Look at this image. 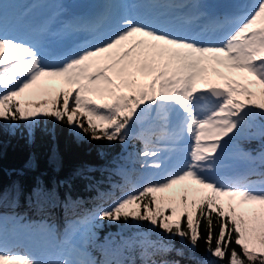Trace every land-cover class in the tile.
<instances>
[{
	"label": "snow or ice",
	"instance_id": "snow-or-ice-1",
	"mask_svg": "<svg viewBox=\"0 0 264 264\" xmlns=\"http://www.w3.org/2000/svg\"><path fill=\"white\" fill-rule=\"evenodd\" d=\"M123 7L127 11L122 14L108 10L66 24L57 36L83 32L88 38L70 54L55 56L48 50V27L35 36L8 35L0 4V120L11 122L12 128L24 122L30 141L38 118L51 117L90 132L92 140L124 143L137 123L155 113L158 131L148 137L142 134L145 148L140 155L145 158L141 166L160 179L98 209L93 219L118 225L122 221V226L147 222L148 231L128 242L129 248H139L142 264H180L153 259L173 251L183 256L172 244L175 238L193 250L203 239L219 264H264V148L255 155L239 154L249 166L244 175H214L228 142L251 126L250 120L264 117V0L228 19L226 23L235 28L219 42L207 36L223 25L206 24L202 4L181 5L172 14L154 13V0ZM187 7L195 11L184 12ZM152 136L156 143L172 145L190 139L189 159L175 167L168 153L176 149L151 147ZM259 137L264 140V130ZM176 186L179 190H174ZM45 194L41 189L34 192L38 199ZM2 220L0 264H126L85 258L83 244L73 245L61 259L13 252ZM155 229L167 239H151ZM45 231L53 237L50 226ZM73 235L70 225L62 244ZM233 243L239 251L231 247Z\"/></svg>",
	"mask_w": 264,
	"mask_h": 264
},
{
	"label": "trees",
	"instance_id": "trees-1",
	"mask_svg": "<svg viewBox=\"0 0 264 264\" xmlns=\"http://www.w3.org/2000/svg\"><path fill=\"white\" fill-rule=\"evenodd\" d=\"M38 119L39 124L31 141L24 122H17L12 139H0V213L7 208L17 207L15 219L29 227L60 221L59 217L63 221L69 209H74V214L78 215V218L73 216L71 219L82 221L83 224L93 221V213L109 207L102 196L111 189L110 182L122 186L126 183L118 162L129 160L135 139L129 136L124 143L92 140L90 132H83L82 135L54 118ZM80 119L87 127L85 118ZM126 142L129 144L125 150ZM252 146L259 147L260 144L254 143ZM37 189L46 194L38 199L34 195ZM109 196L112 198L111 203L117 200L115 195L109 193ZM95 221L97 227L93 230L97 233L85 247L88 256L96 260L112 259V249H120L126 257V264H142L139 248H129L128 242L130 238H136L138 233L148 231L150 226L147 222L141 223L140 228L117 234L118 224L107 220ZM107 233L111 234L110 244L104 240ZM202 235L206 236V231ZM159 238L167 239L166 234L155 229L151 239ZM172 244L175 249L182 250L184 255L178 256L173 251L153 259L179 260L180 264H219L206 251L203 239L194 250L190 245L182 244L179 238L173 239ZM231 247L239 251L234 243Z\"/></svg>",
	"mask_w": 264,
	"mask_h": 264
},
{
	"label": "rangeland",
	"instance_id": "rangeland-1",
	"mask_svg": "<svg viewBox=\"0 0 264 264\" xmlns=\"http://www.w3.org/2000/svg\"><path fill=\"white\" fill-rule=\"evenodd\" d=\"M34 1V3H32ZM81 0H0V4L3 5V15L5 16L6 20H12V19H16V21H18L19 26H18V31H31L36 25H35V21L37 20L38 23L40 21H44L46 14L48 12H58V16H60L61 18H67L69 17V12L68 9L66 8L67 3H75ZM85 2H87L86 0H83ZM91 1V0H90ZM28 8H31V12L28 14V16L22 18L23 14L28 10ZM65 11L67 12V14H65ZM30 16V17H29ZM225 69L220 68L219 71H224ZM246 83V82H244ZM56 87H61L60 85H55ZM254 91H256L257 89H253ZM97 103H100V101H97ZM79 114V113H78ZM154 117L155 114L152 113L149 117H146L145 121L143 123H138L140 126L141 130H147V129H154ZM259 116H257V120L258 123L255 125V129L253 132V138H259V133L260 131L264 130V122L262 119H264V117L262 118H258ZM7 125V126H6ZM11 124H9L8 122H5L3 120H0V139L4 140V141H8L10 139L13 138L14 136V129L10 126ZM246 127V126H245ZM246 128H244L245 130ZM243 130V131H244ZM137 137H142L139 133L137 135ZM238 137L237 139H243V138H247L249 137V135L247 136L246 131L243 132L241 135L236 136ZM236 139V140H237ZM236 140H233L230 142V146L229 148L231 149V151L235 154H240V152H251L253 155L257 154L262 148H264V146H262L259 150L257 151H253L252 149H245L242 147H239L238 143L236 142ZM159 143H155V144H151V147H155L156 145H158ZM145 158L142 157L140 155L139 152L133 151L132 157H131V167L130 169H140V166L142 165V163L144 162ZM130 162V161H129ZM149 163H151V161H149ZM127 164V163H126ZM137 171V170H136ZM147 171V170H145ZM140 175V172H139ZM132 179V178H130ZM160 179V176H154L152 178V180H157ZM136 182V180H135ZM115 185L112 184V188H114ZM135 188H140V187H135ZM174 190H179V186H176V188ZM115 192V191H113ZM128 192L130 191H126L124 193L121 194V197H123L124 195H126ZM9 210V211H7ZM7 210H3L2 212H4V214H0V218H3L2 222H3V226L5 228L6 231V236H8V228L5 227V223H13L14 220V210H17V207H13V208H7ZM67 229L69 228V226H72L74 235L71 237L70 241L68 244H63L65 245V248H62V252H61V256L59 259L61 258H67V252L72 250L73 245H85L88 242V236H89V230H91V225H89L90 227H86L84 224L82 223H76V222H68L67 224ZM123 223L118 225V233H126L132 229L135 228H139L141 227L142 224H140L139 226H136V224L132 221H129V226H122ZM42 226V225H41ZM55 228V232L60 230V227L58 224L53 226ZM94 228L97 227V224L93 225ZM48 228L47 225H45L44 227H42L39 230V233H37L38 236L40 237H44L45 240H47L45 242V250L52 254L54 251V247L55 244L58 243H62L63 239H64V235L67 229H63L62 232L63 235L61 234L60 236H55L52 237L51 241L49 242V235L47 234V232L45 231V229ZM18 233L22 232L20 235L24 236L26 235L27 237L30 235L31 237H35V235L33 234V232H28V231H24L22 229L17 231ZM28 232V233H27ZM97 231L96 230H92L91 232V238L96 235ZM29 234V235H28ZM110 237V234H106L105 236V241L108 242ZM86 258V257H85ZM123 254L121 252H117L115 254L114 260L117 261H123Z\"/></svg>",
	"mask_w": 264,
	"mask_h": 264
},
{
	"label": "bare ground",
	"instance_id": "bare-ground-1",
	"mask_svg": "<svg viewBox=\"0 0 264 264\" xmlns=\"http://www.w3.org/2000/svg\"><path fill=\"white\" fill-rule=\"evenodd\" d=\"M224 73L227 75L228 71H224ZM239 75V74H237ZM246 75L248 80H255L256 78L248 75V74H243ZM211 79H214L217 81L216 77H211ZM220 82V81H217ZM241 83H244L247 81L245 80H241ZM232 135V134H230ZM237 137L235 136L231 141H233L234 139H236ZM225 140H227L228 138L225 137ZM228 142V144L224 147L223 152L220 153V160L216 166V172H215V177L216 178H225V177H233V176H240V175H244L247 170H248V165H246L241 159L240 156L238 154H235L231 151V149L229 148L230 146V142ZM223 143V141L221 142ZM175 148L176 151L174 152H169L168 156L171 157L172 159V163L175 167L179 168L182 167L185 163V161H187L189 159L188 157V152L191 148V145L186 147V148H180L179 146H171V145H165V143H161L159 145L158 148L161 149H169V148ZM241 153V152H240ZM249 179L251 180H257L259 179L257 176H250ZM52 229V227H51ZM53 231V229H52ZM27 236L24 235H20L19 233H15L13 236H11L9 239H7V243L9 246V250L13 251V252H21V253H26V251H24L23 249V242L24 239Z\"/></svg>",
	"mask_w": 264,
	"mask_h": 264
}]
</instances>
